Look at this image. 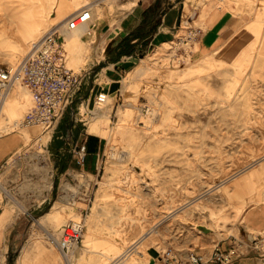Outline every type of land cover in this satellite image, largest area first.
Returning a JSON list of instances; mask_svg holds the SVG:
<instances>
[{
	"label": "rangeland",
	"instance_id": "rangeland-1",
	"mask_svg": "<svg viewBox=\"0 0 264 264\" xmlns=\"http://www.w3.org/2000/svg\"><path fill=\"white\" fill-rule=\"evenodd\" d=\"M21 1L27 4L20 7L28 21L43 8V30L46 31L79 5L88 2L93 6L97 0H0V25L8 23L12 2ZM109 2L114 9L119 0ZM239 4L238 12L246 17L245 24L226 37L223 46L211 54L205 55L199 50L205 24H196L191 17L183 22L173 43L147 48L134 70L142 63L169 65L171 73L167 76L145 72L129 80V73L134 71L131 70L116 84L108 80L100 83L101 89L97 85L92 95L94 73L84 87L85 95L79 94L57 125L49 146L46 143L50 134L42 133L43 128L35 134L32 126L23 123L36 102L34 94L29 88L16 86L29 91L31 96L9 122L8 130L0 135V138L19 135L23 140L8 157L10 164L0 176V182L6 185L5 188L0 186V198L3 205L21 213L32 225L28 237L31 235L37 245L23 264H67L48 234L58 236L63 224L71 219L84 218L86 222L80 247L75 251L76 264H81L78 257L85 248L84 239L91 224L99 231L94 249L114 243L109 232L120 227L124 228L123 243L127 242L132 236L130 218L137 215L154 218L150 201L158 198L161 211L166 210L165 204L187 210L181 211L183 218L178 221L162 222L152 246L131 247H139L135 252L139 257L137 264L158 257L169 246L178 251L202 244L203 239L194 234H203L205 227L220 226L219 220L227 235L240 234L244 241H254L252 237H244L247 232L240 228L239 222L245 212L264 204V162L258 161L264 156V0H243ZM93 7L94 13L96 8L100 9ZM192 27L194 30L201 27V33L191 45L182 47L179 40L187 36ZM40 32L42 30L28 41H23L17 32L12 37L0 35V66L16 65ZM61 32L64 33V29L61 28ZM77 44L82 51H75V46L66 44L68 64L81 69L90 61L91 44L84 40ZM18 46H22V54L12 58ZM88 48L90 57L79 66L73 65L74 52L84 55ZM98 89L111 95V102L102 109L105 112L109 108L111 130L108 135L99 134L104 140L100 172L90 175L82 170H71L77 180L70 182L63 175V165L73 163L72 160L78 163L74 147L80 144L82 136L93 134L89 126L98 105ZM75 121L76 137L72 139L70 127ZM101 124L107 125L105 117L101 118ZM63 144L66 148L58 150ZM45 157L51 165H43ZM257 169L261 170L254 179L240 187L232 185ZM46 171L50 172L47 178L52 180L49 189L44 186ZM108 191L109 195H104ZM205 192L207 196L197 199ZM187 198L189 201L181 205ZM56 204L73 216L61 223L52 221L47 227L40 226L38 219ZM122 204L126 206L124 209ZM165 217L157 216L155 220L160 222Z\"/></svg>",
	"mask_w": 264,
	"mask_h": 264
},
{
	"label": "crops",
	"instance_id": "crops-1",
	"mask_svg": "<svg viewBox=\"0 0 264 264\" xmlns=\"http://www.w3.org/2000/svg\"><path fill=\"white\" fill-rule=\"evenodd\" d=\"M242 1L119 0V2H115L113 9L111 8L112 2L109 0H97L94 5L95 8L99 6L100 9L97 10L96 8L95 13L93 12V19L87 22V31L81 36L84 41L88 40L91 44L92 56L87 63L88 65L83 67L90 72L74 98H78L79 94L85 95V85L93 78L94 73L93 81L95 82L92 87V95L97 85L101 89L99 80L104 79L112 83L121 80L126 72L136 68L139 58L147 48L172 41L187 18L191 17L196 24H205L204 34L209 31L214 40L223 42L226 37L246 22V17L238 12L241 7L239 2ZM61 28L64 29L62 34L66 40L67 26L62 25ZM107 34L111 35L103 46L101 42ZM71 125L70 128L73 131L77 127L76 121L75 123L72 122ZM40 129V126H32V131L35 134H39ZM55 129L45 133V135L50 134L49 142L46 143L47 146L53 140ZM72 133L73 135L70 136L73 139L76 137L74 135L76 132L73 131ZM92 133V135L82 136L80 140L81 143L86 139L88 146V154L85 156L83 164L72 160L73 163L63 165V175L69 178L70 182L77 180L70 172L71 170H82L90 175H96L100 172V157L104 149V140L100 138L99 134ZM9 137L0 138V166L9 161L8 157L23 144L19 135ZM71 147H73L72 144ZM65 148L64 144L59 145L58 150L63 151ZM57 155L62 158L60 154ZM57 168L59 169L60 165ZM261 206L245 212L242 215V221L239 222L240 228L247 232L244 237H252L255 242L244 241L239 236L240 234L227 235L222 220H219L220 226L218 224L216 228L210 226L211 229L208 227V230L203 234H194V237L203 239L202 244H196L187 250L185 248L178 249L179 254L187 259L189 251L196 250L197 253L206 257L200 264H223L214 257L216 245L220 244L222 249L229 250L234 243L239 241L238 252L234 256L235 264H264V204ZM30 226L32 225L21 213H15L10 206L3 205L0 198V264H23L24 261L21 259L27 247L32 248L34 246L31 235L28 237ZM160 255L152 260H157ZM152 260L150 259V261Z\"/></svg>",
	"mask_w": 264,
	"mask_h": 264
},
{
	"label": "built area",
	"instance_id": "built-area-1",
	"mask_svg": "<svg viewBox=\"0 0 264 264\" xmlns=\"http://www.w3.org/2000/svg\"><path fill=\"white\" fill-rule=\"evenodd\" d=\"M93 19L92 5L85 4L65 18L68 28H77L81 23ZM59 21L45 35L35 41L30 50L16 64L12 66H0V105L3 104L10 92L17 86L29 88L35 96V104L26 114L23 123L37 125L42 133L55 129L64 116L74 97L79 92L85 78L90 72L88 69H76L68 64V49L66 40L61 32L64 23ZM201 27H192L187 36L179 40V44L191 45L201 33ZM187 49V48H186ZM107 100V92L97 94L96 102ZM78 156V163L83 164L88 154L87 142L74 147ZM7 161L0 166V176L9 166ZM75 195L72 198L74 202ZM86 229L84 218L72 219L64 224L58 236L52 241L62 252L67 264H71L69 258L72 250L80 244ZM240 242L234 243L229 250L216 245L214 257L223 264H235L234 256L238 252ZM206 257L196 250H190L188 258L184 259L173 246L166 248L157 260L148 261L145 264H200Z\"/></svg>",
	"mask_w": 264,
	"mask_h": 264
},
{
	"label": "bare ground",
	"instance_id": "bare-ground-1",
	"mask_svg": "<svg viewBox=\"0 0 264 264\" xmlns=\"http://www.w3.org/2000/svg\"><path fill=\"white\" fill-rule=\"evenodd\" d=\"M19 3H20V5H18ZM24 3L25 2H22V1L21 2H12V4L10 3L12 5V7H13L12 8L13 11L11 13H9L7 11L8 12V16H7L8 23L6 25H4V24L0 25V35L6 36V37H12L13 34L17 32V34L20 36V38L23 41H28L31 37L35 36L39 30H42V32H40V34H38V36H36L35 40H33L35 42V41L41 39L45 35V33H47L52 27L47 29L46 31L43 30V17H44L43 8H40L38 10V12L36 14V17L33 20H29L28 21L27 19H25L26 13L20 7V6H22V7L27 6V4H24ZM41 3H43V2H41ZM85 4H89V3L87 2V3L79 5L78 7L75 8L74 11H72V13L75 12L76 10H78L79 8H81ZM8 7H9V5H8ZM1 8H2V6H1ZM60 8H63V7L61 6ZM93 12H94V10H93ZM72 13H69V14L63 16L62 20H64L68 15H70ZM63 25L67 26V24L65 22H64ZM87 27H88L87 26V22L86 23H81L77 28H68L67 27L68 35L66 37V44L68 42V43L71 44V46H75V48H76L75 51L78 50V49H80V51H82L81 47H79L77 43L78 42H82L83 43L84 39L82 40L81 36L83 35V33L85 31H87V29H88ZM260 30H261V28H260ZM110 35L111 34H107L105 36L104 40L101 42V45H103V46L105 45V42L107 41V39H108V37ZM34 42H32V44ZM171 42L172 41H167L166 43L170 44ZM32 44L30 45V48H31ZM222 46H223V42L219 41L217 39L214 40L212 38V33L209 32V31L206 32L202 36L201 40L199 41V50L205 55L211 54L213 51H217ZM30 48L28 49V51L30 50ZM21 54H22V46H18L16 48V50L13 51L12 58H18ZM88 57H90V49L89 48L85 51L84 55L82 54V52H74V54L72 55V58H71L72 64L76 65V66H79V65H81L83 63L84 59L88 58ZM224 64H225V61H224ZM235 66H237V65H235ZM145 72L156 73V74L158 73L162 77L169 75L168 74L169 72L171 73L169 65H158V64L154 63L153 66H149L147 63H142L141 66H139L136 70L131 71L129 73L128 78L130 80L131 78L134 77V75H137V74L141 75V74H143ZM124 80H127V78L124 79ZM99 81H100V83L103 84L104 81H106V80L103 79V80H99ZM108 90H110V89H108ZM30 96H31V94L29 93V91L21 89L19 87H15L10 92V94L6 98L5 102L0 105V135L2 134L3 131L8 130L9 122L15 117V115L18 114V111H19L21 105L24 104L25 100H27V98L29 99ZM110 102H111V95L109 93H107V100L99 102L97 107L94 108L93 111H94V115L95 116L93 117L92 122H91V124L89 126V130L91 132H94V133H97V134H102L104 136L109 134V132L111 130V127H109V122H110L109 121L110 120L109 108L107 107L108 109L105 112H102V109L104 108V106H106V104H108ZM102 117H105L107 125H102L101 124V118ZM38 156L41 157V153H39ZM44 160H45V163L43 165H45V166L51 165V162L49 160H47L46 157L44 158ZM258 161H263L264 162V156L261 157L260 159H258ZM251 170H252V168H251ZM259 170H261V169H257L255 171H252L248 176H246V178H244V179L241 178L240 180L236 181L232 185L236 186V187H240L241 185L245 184L247 180L254 179V177L256 176V174H257V172ZM244 171H245V169H244ZM49 173L50 172H47V171L43 173L44 177L46 178L44 186L46 188H48V189L52 185V180L50 178H47L49 176L48 175ZM233 179H234V177H233ZM224 182H226V181H224ZM112 185H115V184H111V186ZM0 186L2 188L6 187V185L3 184L2 182H0ZM40 187H42V186H40ZM207 192H209V191H207ZM207 192L203 193L202 195L200 194L201 196H198L197 199L204 198L205 196H207V194H208ZM163 193L164 192H162V194ZM68 195H69V193H68ZM104 195H109V191L105 192ZM39 196H42V194L39 193ZM72 196H73V194H71V197ZM143 196L145 197V193H143ZM67 198L69 199L70 197L67 196ZM148 199H149V197H148ZM158 199L157 200L153 199V201H150L151 202V206H152L151 213L154 214V218L153 217L150 218V217H148V215H143V216L137 215V216H133L132 218H130L131 221L129 223H131L130 229L132 230V236L127 242L125 241L123 243V241L125 240V239L122 240L124 238V235H123L124 228L120 227V228H116L113 231L109 232V235L114 237V243L113 242L112 243H108L103 249H99V250L98 249H94L93 246L96 244V240L98 238L99 231L97 230V228L95 226H93V224L89 225V229L87 230V234L85 235V239H84L85 248L81 251L82 255L78 257L79 260H80L79 262L81 264H137V262L139 260V257H138V255L135 252L141 246L146 248V246L148 247V246H152L153 245V243L155 241V238H156L155 233L156 232L159 233V231H160V227L159 226L162 224V222H164L167 219H170V222H171L172 220H175V221L177 220L178 221L179 219L183 218V216L181 214V211L184 210L185 207H180L179 209H177L178 207L170 206V205L165 204L164 207H165L166 210L161 211L160 207H159L160 206L159 204H161V203L158 201ZM188 201H189V199L187 198V199L183 200L182 202H180V204L182 205V204H184L185 202H188ZM191 203H192V201H191ZM173 205H175V204H173ZM121 206L123 207V209L126 207L124 204H122ZM185 210H187V209H185ZM143 214H145V213H143ZM186 215H187V213H186ZM240 215H241V213H240ZM71 216H73V215L69 216L67 214V209H65V207L56 204V206L53 209H51L48 212H46L45 214H43L38 219V222H39L40 226L47 227V223L48 222H52L53 221V222H56V223H61V222H63L65 220V218H67V217L69 218ZM157 216H166V217H165V219H162L159 222V221L155 220V217H157ZM149 220H152V221L149 222ZM168 222H169V220H168ZM259 225L261 226V224H259ZM165 227L167 228L168 226L165 225ZM260 228H262V227H260ZM48 236H49V238L51 240L54 237L53 234H51V233H49ZM33 242H34V246L32 248L30 246H29V248L27 247V249L24 252V256L22 257L21 261L26 260V258H28L30 256V254L32 252V249L37 245V241L36 240H34ZM133 245H137L139 247H136L135 249H131V247ZM79 247L80 246L78 244L72 250V252L70 254L69 260H70L71 264H76L75 261H77V260H75V259L77 258V256L75 254V251ZM88 253H89V255H88Z\"/></svg>",
	"mask_w": 264,
	"mask_h": 264
},
{
	"label": "water",
	"instance_id": "water-1",
	"mask_svg": "<svg viewBox=\"0 0 264 264\" xmlns=\"http://www.w3.org/2000/svg\"><path fill=\"white\" fill-rule=\"evenodd\" d=\"M205 230H208V228H207V227H205Z\"/></svg>",
	"mask_w": 264,
	"mask_h": 264
}]
</instances>
